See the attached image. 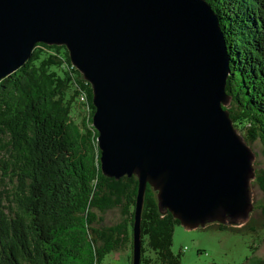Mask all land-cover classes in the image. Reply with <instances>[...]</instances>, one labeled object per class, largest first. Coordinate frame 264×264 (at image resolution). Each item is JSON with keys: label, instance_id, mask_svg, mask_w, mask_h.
Here are the masks:
<instances>
[{"label": "water", "instance_id": "1", "mask_svg": "<svg viewBox=\"0 0 264 264\" xmlns=\"http://www.w3.org/2000/svg\"><path fill=\"white\" fill-rule=\"evenodd\" d=\"M41 42L92 85L103 173L139 179L133 264L147 184L187 229L248 217L254 155L224 108L231 56L210 3L0 0V78Z\"/></svg>", "mask_w": 264, "mask_h": 264}, {"label": "trees", "instance_id": "2", "mask_svg": "<svg viewBox=\"0 0 264 264\" xmlns=\"http://www.w3.org/2000/svg\"><path fill=\"white\" fill-rule=\"evenodd\" d=\"M206 1L231 56L226 91L233 104L224 108L246 143L264 147V0ZM94 113L92 85L65 45L37 43L19 69L1 77L0 264H107L112 252L133 264L139 179L103 173ZM255 178L264 192V169ZM157 196L147 184L141 264L153 263L149 251L158 264H183L182 251L172 250L181 222ZM115 209L121 219L106 223L104 214ZM228 225L204 228L230 232ZM256 229L236 230L247 236L245 261L264 240Z\"/></svg>", "mask_w": 264, "mask_h": 264}, {"label": "rangeland", "instance_id": "3", "mask_svg": "<svg viewBox=\"0 0 264 264\" xmlns=\"http://www.w3.org/2000/svg\"><path fill=\"white\" fill-rule=\"evenodd\" d=\"M232 100L233 97L228 99L225 106L231 108L229 106L233 104ZM236 129L242 134L240 129L237 127ZM247 144L254 155L252 165L256 173L257 170L264 169V147L259 141L248 142ZM248 187L249 199L254 208L245 219H237L235 223H229L228 227L232 229L230 232L215 231L204 227L187 229L182 224L175 226L172 250L175 253L182 251L183 264H259L258 262L264 257V240L258 243L256 252L250 256L249 260L245 261L249 252L247 236L236 233L238 229L249 232L250 226L254 229L257 228L256 231L264 235V212L261 207L264 205V192L259 187L255 177L249 180ZM121 217L118 209L104 214V219L108 224L119 221ZM148 254L154 259L152 264H158L155 260V253L149 251ZM106 263L129 264L127 257L120 252H112L108 255Z\"/></svg>", "mask_w": 264, "mask_h": 264}, {"label": "bare ground", "instance_id": "4", "mask_svg": "<svg viewBox=\"0 0 264 264\" xmlns=\"http://www.w3.org/2000/svg\"><path fill=\"white\" fill-rule=\"evenodd\" d=\"M85 78V77H84ZM127 176V175H126ZM158 197V196H157Z\"/></svg>", "mask_w": 264, "mask_h": 264}]
</instances>
